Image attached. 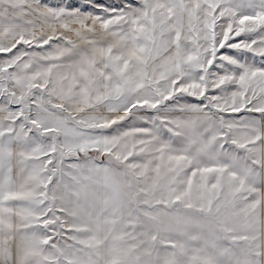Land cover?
Here are the masks:
<instances>
[{
    "label": "snow or ice",
    "instance_id": "snow-or-ice-1",
    "mask_svg": "<svg viewBox=\"0 0 264 264\" xmlns=\"http://www.w3.org/2000/svg\"><path fill=\"white\" fill-rule=\"evenodd\" d=\"M0 264H264V0H0Z\"/></svg>",
    "mask_w": 264,
    "mask_h": 264
}]
</instances>
